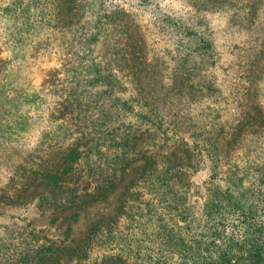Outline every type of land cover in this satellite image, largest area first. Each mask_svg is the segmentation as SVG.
<instances>
[{"label": "rangeland", "instance_id": "1", "mask_svg": "<svg viewBox=\"0 0 264 264\" xmlns=\"http://www.w3.org/2000/svg\"><path fill=\"white\" fill-rule=\"evenodd\" d=\"M8 1L0 0V8ZM213 1L77 0L61 19L60 28L39 25L36 31L24 33L14 48L4 39L0 18V87L12 91L0 110L4 118L0 126V264L180 263L177 246H172L175 241L165 238L166 229L171 226L176 234L185 226L182 208L188 209L190 221L198 218L212 172V160L202 147L195 149L193 135L244 121L243 110L253 112L257 106L264 111V0L250 19L243 17L246 10L240 7ZM116 9L123 12L103 24V33L87 45L90 53L86 55L80 33L93 26L99 14H115ZM188 31L196 38L186 37ZM205 40L210 48L197 47L206 45ZM129 46L134 56L126 66L120 50ZM91 60L108 67L120 81L111 98L134 108L124 116L103 118L118 134L133 129L136 159L105 198L97 196L84 206L70 208L57 191L44 190L41 177L28 175L31 169L61 161L60 153L68 152V144L77 136H84L78 142L80 150L92 146V151L99 133L108 130L99 112L89 106L100 87L74 86L76 100L67 97L73 70ZM132 64L142 68L138 79L132 75ZM111 98L103 103L105 109L112 108ZM146 104L155 111L154 117ZM141 113L152 118H140ZM183 142H187V154ZM114 149L105 145L103 154L83 155L75 163L76 173H66L65 192L73 189L77 196H84L96 188L89 169L96 178L99 174L105 179V165L115 168L119 160ZM56 152L59 155L54 158ZM166 154L172 166L184 163L181 178L187 189L183 197L172 195L175 210L169 215L160 198L167 190L159 169ZM143 155L152 157L158 167L142 169ZM27 183L31 190L13 199V192ZM106 218L111 224L97 227L87 241L93 223ZM186 261L191 262L190 257Z\"/></svg>", "mask_w": 264, "mask_h": 264}, {"label": "trees", "instance_id": "2", "mask_svg": "<svg viewBox=\"0 0 264 264\" xmlns=\"http://www.w3.org/2000/svg\"><path fill=\"white\" fill-rule=\"evenodd\" d=\"M147 1L141 0V4L147 3ZM217 1L219 0L213 2ZM223 1L229 7H240L242 10H246V15L243 17L247 19L256 14L257 8L262 2V0ZM76 2L77 0H9L6 2L7 4L0 8L1 28L4 30L6 43L13 48V44L16 47L22 41L24 33L29 34L36 31L39 25L48 29L60 28V24H64L62 23L63 16H66L67 12L72 10ZM45 9L47 11H44ZM114 12L115 14L111 15L99 14L93 26L90 25L80 33V39L85 45L86 55L90 53V47L87 45L98 40V36L103 33V24L110 23L112 19L119 16L116 12L123 11L116 9ZM185 36L196 38L191 31L186 32ZM198 39L204 41L202 38ZM205 42L206 45L199 44L197 47L210 48L209 42L206 40ZM122 51L121 57L127 66V62H133L131 59L134 56L133 48L130 46L123 47L120 53ZM1 62L0 59V64ZM131 68L134 79H138V74L142 71V68L136 64H132ZM69 80L71 84L67 97H72L74 100H76L74 86L84 84V86L100 87L99 93L90 100L89 106L92 105L99 112L97 114L102 120L103 126H106L105 128H108V130L106 133H99V136L96 137L95 148L92 151H90L92 146L80 150L78 142L84 136L75 137L74 142L68 144L71 145L68 152L59 151V153H62H60L61 158H63L61 161H56L54 164L51 162L50 166L47 164L44 169H31V172H29L31 175H28V177L32 179L41 177L42 182L39 183L43 185L44 190L57 191L56 194H60L64 198L62 203L72 208L73 206H84L95 200L97 196L105 198L111 187L113 188L117 181L123 178L127 166L136 158L134 157L135 154L132 153L134 151L132 145L133 129L132 132L128 130L118 134L114 127H110L111 122L107 123V119L103 118H110L112 115L117 116L119 113L124 116L134 109L128 102L111 98L113 90H115L117 84H120L115 74L109 71L108 67L104 69L98 61L91 60L85 66L74 69ZM136 86L138 87V83ZM11 92L5 85L0 87V110L6 105ZM107 98L112 99L110 104L112 108L110 109L104 108L103 103ZM141 105L145 106V102ZM147 106L150 107L148 113L154 117L155 111L150 105ZM241 113H243L242 118H247L246 120L239 121L231 127H220L214 132L206 131L204 135H193L192 144L195 149L202 147L209 159L212 160V172L209 175L210 190L198 218L190 221L188 209L182 208L180 209V217L185 226H181L176 234L172 232L171 226L166 229V240L169 242L175 241L172 246H177L178 258H180L179 264H264V111L256 106L253 112L246 109ZM151 115L146 114L143 116L141 113L139 117L151 119ZM99 118L96 116L97 121L100 120ZM3 119V115H0V126ZM224 129H227L225 131L228 134H225L227 132ZM101 139L102 141H100ZM182 144H185L183 153H189L187 142ZM105 145L109 149L115 147L113 151H116L119 156L117 166L111 168L107 164L105 165L107 170L105 179L100 178L99 174L96 178L90 168V175L94 177L91 180L97 182L96 188H92L93 190L86 192L84 196H77L73 189L66 191V193L63 186L66 173L68 171L71 175V172L76 173L75 163H78L83 155L92 152L103 154L101 148ZM59 153L56 152L54 158ZM224 155L225 160L222 157ZM71 157L75 160L69 162L67 159ZM141 157L145 159L144 165L141 166L142 169L152 167L156 169L158 167L152 157H144V155ZM167 158H169L168 154L164 156L165 162L159 169L162 172L161 183H164L167 190H170L162 192L160 198L162 202H165L166 206L164 208L169 215L175 210L171 206L172 195L179 194L183 197L187 189L185 181L182 179L184 163H174L172 166L171 161H166ZM223 162L226 166L224 171L221 169ZM98 179H101V181L99 182ZM91 180H88L87 185L91 184ZM29 185L27 183L17 192L15 190L13 199H17L27 191L29 192L31 190ZM69 191L71 192L70 195L68 194ZM122 208L123 199H121L118 206L119 212L122 211ZM110 224V218L94 222L89 228L86 240L88 241L89 236L97 227L107 228ZM187 257H190L191 262L186 261ZM39 260H42V258H39Z\"/></svg>", "mask_w": 264, "mask_h": 264}]
</instances>
